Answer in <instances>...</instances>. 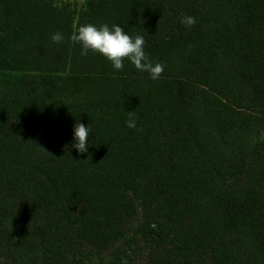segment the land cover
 <instances>
[{
  "label": "trees",
  "instance_id": "1",
  "mask_svg": "<svg viewBox=\"0 0 264 264\" xmlns=\"http://www.w3.org/2000/svg\"><path fill=\"white\" fill-rule=\"evenodd\" d=\"M168 3L83 0L77 10L67 0H0V155L39 176L36 185L20 181L31 192L18 215L5 178L1 248L29 264H61L74 243L103 247L124 237L140 206L136 235L176 252L149 263L198 264L196 240L159 206L167 197L208 209L206 235L219 236L208 246L212 264H264V0ZM186 16L195 18L191 28L180 23ZM77 17L142 36L151 62L164 66L161 77L128 60L117 71L98 53L82 55L70 39ZM77 120L90 129L83 154L71 148ZM130 261L120 249L110 264Z\"/></svg>",
  "mask_w": 264,
  "mask_h": 264
},
{
  "label": "rangeland",
  "instance_id": "2",
  "mask_svg": "<svg viewBox=\"0 0 264 264\" xmlns=\"http://www.w3.org/2000/svg\"><path fill=\"white\" fill-rule=\"evenodd\" d=\"M166 3L171 0H165ZM71 7H75L77 10L82 9L83 0H67ZM168 7V6H167ZM170 7V5H169ZM205 8L200 7V12L198 15L200 16L204 13ZM178 29V28H175ZM169 30H172L171 27ZM37 133L35 130H33ZM27 138L30 139V133L32 131H28ZM28 146V147H27ZM29 147H32L31 144L27 145L25 142L22 145L24 150L29 151ZM0 177L3 178L5 185L1 186L0 189H4L7 186V181H5L6 177L12 178V185L14 189L17 191V215L22 208L30 202V192L31 189L26 188L25 190H19L20 181L26 178V183L32 182V185H36V181L39 176L32 171L28 166H19L13 163L11 158L8 155H0ZM220 183V182H219ZM240 183V180H227L224 182L225 187H236ZM159 206L161 208L168 209V212L173 215L175 222L178 226V230L185 232L193 236L196 240L192 251L195 256L201 258L198 264H212L209 247L211 244L219 241L218 235H206L208 232V228L211 226V222L209 217L207 216L208 209L204 207L201 202H197L195 210H191L189 205L185 203L183 200L181 204L173 203L170 198H163ZM73 210H77L78 208L72 206ZM146 211L143 207L138 206L136 213L134 215L133 220L129 222L127 225V232L124 237L115 239L110 241L103 247H99L95 242L90 240H84L81 243H74L73 249L68 251L62 258L61 264H75L73 261L74 256H80L81 254L85 255L83 259V264H110V260L113 257V254L120 249H126L128 253L131 255V261L129 264H150L149 258L151 255L160 254L164 252H170L171 254H176L174 250L170 247H158L154 244L147 242L141 237L136 235V229L141 224L145 217ZM188 214V217H184ZM211 218V216H210ZM200 224H203L200 227ZM77 226H74L71 229L72 234L75 236ZM201 237H206L205 243L200 242ZM134 239V245L130 248L126 242L127 239ZM241 261L245 264H248L247 260L241 258ZM236 262V261H235ZM0 264H29L28 261L22 257L20 254L12 253L4 248L0 247Z\"/></svg>",
  "mask_w": 264,
  "mask_h": 264
},
{
  "label": "clouds",
  "instance_id": "3",
  "mask_svg": "<svg viewBox=\"0 0 264 264\" xmlns=\"http://www.w3.org/2000/svg\"><path fill=\"white\" fill-rule=\"evenodd\" d=\"M180 23L186 28H191L196 21L194 17L186 16L180 20ZM51 39L54 43L59 44L63 41V36L57 32L52 34ZM70 39L73 43L81 45L82 55H87L89 51L98 53L110 61L117 71L123 70L125 60L131 62L138 71L147 72L153 80H158L164 71L162 64L154 65L145 53L144 38L139 35L133 38L119 25L109 27L104 24L98 27L91 23L79 24V17H77L73 22V33ZM136 123V119L130 116L127 126L135 128ZM89 133V127L77 120L74 125L71 148H75L81 154L86 153Z\"/></svg>",
  "mask_w": 264,
  "mask_h": 264
}]
</instances>
